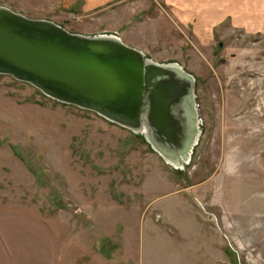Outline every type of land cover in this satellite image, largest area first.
I'll use <instances>...</instances> for the list:
<instances>
[{"label":"rangeland","instance_id":"obj_1","mask_svg":"<svg viewBox=\"0 0 264 264\" xmlns=\"http://www.w3.org/2000/svg\"><path fill=\"white\" fill-rule=\"evenodd\" d=\"M159 3L167 31L148 25L144 52L195 78L189 163L0 74V264H264V0H237L213 31ZM68 14L58 24L97 34Z\"/></svg>","mask_w":264,"mask_h":264},{"label":"water","instance_id":"obj_2","mask_svg":"<svg viewBox=\"0 0 264 264\" xmlns=\"http://www.w3.org/2000/svg\"><path fill=\"white\" fill-rule=\"evenodd\" d=\"M0 74L140 133L174 168L191 159L200 134L195 78L178 62H157L116 34L73 33L0 6Z\"/></svg>","mask_w":264,"mask_h":264},{"label":"crops","instance_id":"obj_3","mask_svg":"<svg viewBox=\"0 0 264 264\" xmlns=\"http://www.w3.org/2000/svg\"><path fill=\"white\" fill-rule=\"evenodd\" d=\"M161 1L162 4H159L164 10L162 12L170 17L168 22L187 29H190L192 23L195 25L193 29L213 31L231 12H235L232 13L233 18L238 16L235 10L237 0H228L227 4L223 0ZM0 6L31 18L50 19L56 23H59L65 13L75 12L86 20L88 29L93 33L116 34L125 44L139 46L136 48L143 51L145 38L154 34L156 25L163 22L162 31H167L168 27L165 19L158 16V0H0ZM142 15L145 19H141ZM242 15L246 21L251 17L253 24L252 9ZM148 25L155 27L150 29Z\"/></svg>","mask_w":264,"mask_h":264},{"label":"built area","instance_id":"obj_4","mask_svg":"<svg viewBox=\"0 0 264 264\" xmlns=\"http://www.w3.org/2000/svg\"><path fill=\"white\" fill-rule=\"evenodd\" d=\"M67 18H68V19L71 18V19H73V20H79V19H81V16H80L79 14L75 13V12H69Z\"/></svg>","mask_w":264,"mask_h":264},{"label":"bare ground","instance_id":"obj_5","mask_svg":"<svg viewBox=\"0 0 264 264\" xmlns=\"http://www.w3.org/2000/svg\"><path fill=\"white\" fill-rule=\"evenodd\" d=\"M170 161V160H169ZM172 164H174L175 166L178 164L176 161H170Z\"/></svg>","mask_w":264,"mask_h":264}]
</instances>
